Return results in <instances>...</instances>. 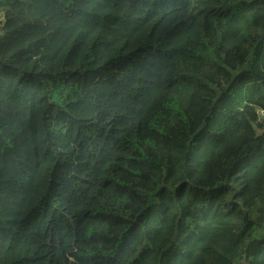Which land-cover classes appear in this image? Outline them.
<instances>
[{"label": "trees", "instance_id": "1", "mask_svg": "<svg viewBox=\"0 0 264 264\" xmlns=\"http://www.w3.org/2000/svg\"><path fill=\"white\" fill-rule=\"evenodd\" d=\"M264 0H0V264H264Z\"/></svg>", "mask_w": 264, "mask_h": 264}, {"label": "clouds", "instance_id": "2", "mask_svg": "<svg viewBox=\"0 0 264 264\" xmlns=\"http://www.w3.org/2000/svg\"><path fill=\"white\" fill-rule=\"evenodd\" d=\"M263 118H264V114H263V116H262Z\"/></svg>", "mask_w": 264, "mask_h": 264}]
</instances>
